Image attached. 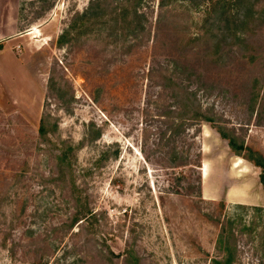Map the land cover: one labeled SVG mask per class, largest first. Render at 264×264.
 <instances>
[{
	"label": "rangeland",
	"instance_id": "rangeland-1",
	"mask_svg": "<svg viewBox=\"0 0 264 264\" xmlns=\"http://www.w3.org/2000/svg\"><path fill=\"white\" fill-rule=\"evenodd\" d=\"M92 1L0 0V264H264V0Z\"/></svg>",
	"mask_w": 264,
	"mask_h": 264
},
{
	"label": "trees",
	"instance_id": "trees-1",
	"mask_svg": "<svg viewBox=\"0 0 264 264\" xmlns=\"http://www.w3.org/2000/svg\"><path fill=\"white\" fill-rule=\"evenodd\" d=\"M94 2H99V0H93ZM92 1V2H93ZM221 0H216L217 5L219 6ZM164 0H160V4L163 5ZM257 3V0L255 1H251V0H236L233 3H229L227 2V6L225 3H223L221 5V8L219 7L218 10L216 11V18H218V21H223L222 23V30L221 28L217 29V31L212 32L211 31V35L213 37H216L218 40L217 42L214 44L215 48L213 53L214 54H218V56H222V55H226V53H228V49L224 50V52H221V49H223L220 44L222 42H226V39L228 37H234L236 39H242L244 41V45L243 47L246 49L248 48L247 42L246 41V37L244 35H241L239 33V29H242V31L244 30L245 26L250 25L251 23L255 22L257 19H260V13L259 10L256 9L255 4ZM98 4V3H97ZM213 5L215 7V3L213 2ZM236 5V9L233 10V6ZM231 9H229V7ZM89 10L86 9L84 13L79 14V16L84 17L85 15H87L86 13H88ZM262 14H264V8L262 9ZM89 15V14H88ZM240 26V27H239ZM245 33V31L243 32V34ZM65 36V33L61 34L60 37H58V39L60 40V42L62 41V37ZM207 119H211L209 117H204ZM41 133L45 132V128L44 127H40ZM218 131L220 133L221 136L225 137L228 140V144L231 147V149L240 155L245 156L247 159H249L250 161H252L255 165L259 166L261 168V171L259 173V178L260 181L262 183H264V157L262 156V154H260V152H258V156H254L252 153L254 152V150L252 148H250L249 146L245 145L243 142H236L235 137L229 135L226 131H224L222 128L218 127ZM243 150H248L249 153L245 154L243 152ZM201 167V166H200ZM80 196V197H79ZM79 199L77 200L78 203V207L75 209V211L73 212L72 216L70 217V220L67 223V226L69 228H72L73 225L78 222L80 219H82L81 221H87L92 224L93 221L91 219H94V217L96 216V212L87 205V203L82 199L81 196V191L79 192ZM230 255H226L222 258L216 259L214 260L215 264H229L230 262Z\"/></svg>",
	"mask_w": 264,
	"mask_h": 264
}]
</instances>
